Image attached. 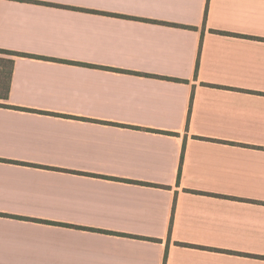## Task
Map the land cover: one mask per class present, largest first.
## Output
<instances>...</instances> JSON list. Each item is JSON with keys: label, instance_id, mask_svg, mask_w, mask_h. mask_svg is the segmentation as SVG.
I'll return each mask as SVG.
<instances>
[{"label": "crops", "instance_id": "obj_1", "mask_svg": "<svg viewBox=\"0 0 264 264\" xmlns=\"http://www.w3.org/2000/svg\"><path fill=\"white\" fill-rule=\"evenodd\" d=\"M0 49V264H264V0H0Z\"/></svg>", "mask_w": 264, "mask_h": 264}, {"label": "trees", "instance_id": "obj_2", "mask_svg": "<svg viewBox=\"0 0 264 264\" xmlns=\"http://www.w3.org/2000/svg\"><path fill=\"white\" fill-rule=\"evenodd\" d=\"M13 56H22L21 54L0 49V100H7L11 89V79L14 69ZM8 57V58H6ZM182 164L179 170V178L182 171Z\"/></svg>", "mask_w": 264, "mask_h": 264}, {"label": "rangeland", "instance_id": "obj_3", "mask_svg": "<svg viewBox=\"0 0 264 264\" xmlns=\"http://www.w3.org/2000/svg\"><path fill=\"white\" fill-rule=\"evenodd\" d=\"M6 58H8V57H6Z\"/></svg>", "mask_w": 264, "mask_h": 264}]
</instances>
